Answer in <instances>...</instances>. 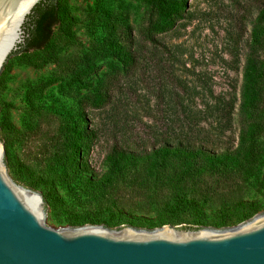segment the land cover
Here are the masks:
<instances>
[{
    "label": "rangeland",
    "instance_id": "374dc122",
    "mask_svg": "<svg viewBox=\"0 0 264 264\" xmlns=\"http://www.w3.org/2000/svg\"><path fill=\"white\" fill-rule=\"evenodd\" d=\"M173 1L183 3L181 17L157 37L171 53V57L165 54L161 64L173 74L164 86H158L159 72L146 62L138 63L129 77L123 76L116 60L95 59L90 74L86 68L87 59L96 49L106 48L109 38L120 42L127 31L140 38L149 18L145 0H67L73 41L56 35V61L33 68L16 56L3 66L0 137L6 169L15 183L51 201L45 205L50 228L72 227L68 219L84 213L100 211L108 217L114 211L135 223V228L151 230L159 228V210L173 199L170 188L163 186L153 193L123 180L102 202L92 193L88 180L95 183L106 171L105 156L114 140H119L114 137L125 135L111 127V104L93 105V92L121 86L123 104H128L123 111L128 113L129 134H138L143 145L165 138H155L153 133L167 132L171 140L177 138L180 130L174 114L184 112L193 119L184 132L196 133L220 148L236 147L243 68L252 52V24L264 0ZM259 57L264 61V52ZM71 122L83 129L80 150L73 156L64 136ZM261 139L264 145V131ZM262 171L247 178L234 174L220 180L203 175L195 183H185L184 192L199 204L205 226L223 207L241 201L260 205V213L264 211ZM125 173L135 175L131 167Z\"/></svg>",
    "mask_w": 264,
    "mask_h": 264
},
{
    "label": "trees",
    "instance_id": "16d2710c",
    "mask_svg": "<svg viewBox=\"0 0 264 264\" xmlns=\"http://www.w3.org/2000/svg\"><path fill=\"white\" fill-rule=\"evenodd\" d=\"M145 2L149 18L147 28L141 33L140 38L132 36L129 31L124 33L120 42L109 38L106 48L96 49L92 57L87 59L88 74L94 70L95 59H109L116 60L122 65L120 70L124 77L131 76L138 63L152 64L159 72L155 79L159 87L164 86L167 78L173 76L172 72L161 67L163 58L166 55L171 57V53L157 37L172 28L180 19L184 5L180 1L173 0H145ZM71 21L67 0L39 2L23 25L21 43L7 60L13 56H20L25 64L33 68H41L47 63L55 62L56 35L69 42L73 41L70 33ZM251 36L252 52L244 64L237 111L239 138L236 147L220 148L208 143L206 138H200L196 133L184 132L183 129L190 127L193 121L192 115H186L184 112L182 115L174 114L180 130L177 138L171 140L167 132L159 136L152 132L155 138L161 136L165 138L160 142L152 139L147 146L143 145L142 138L138 134H129L132 129L128 122V113L123 111L128 104H123L124 92L121 86L117 84L115 91L92 93L91 102L95 107L112 105L111 127L118 132V135L125 134L121 138L114 137L119 140H114L105 156L106 171L95 183L89 180L87 182L100 202L104 200V195L116 187L121 180L132 184L133 187L153 193L164 186L173 191V199L170 204L164 205L159 210L156 226L187 224L188 227L184 230L196 231L201 228L194 229L192 226H205V223L200 216L199 204L193 198H186L185 183L189 181L195 183L203 175H210L218 180L228 179L234 174L247 178L263 168L260 182L264 185V145L261 139L264 131V61L259 57V52H264V7L252 24ZM8 124L12 127L9 122ZM82 130L81 125L76 122H71L65 129V142L71 156L80 150ZM129 167L134 170L133 177L126 176L125 171ZM138 173H142V176ZM15 180H18V177H15ZM30 187L36 188V185L30 184ZM44 203L48 205L51 201L44 198ZM261 208L260 205L241 201L231 205L230 208L223 207L208 224L215 229H228L249 221ZM99 223L109 229L120 225L136 227L135 223L126 219L122 213L114 211L110 212L108 217L96 211L84 213L67 221L72 228Z\"/></svg>",
    "mask_w": 264,
    "mask_h": 264
},
{
    "label": "water",
    "instance_id": "95a60500",
    "mask_svg": "<svg viewBox=\"0 0 264 264\" xmlns=\"http://www.w3.org/2000/svg\"><path fill=\"white\" fill-rule=\"evenodd\" d=\"M41 1L0 0V72ZM186 227L50 228L42 195L9 177L0 137V264H264V211L228 229Z\"/></svg>",
    "mask_w": 264,
    "mask_h": 264
}]
</instances>
